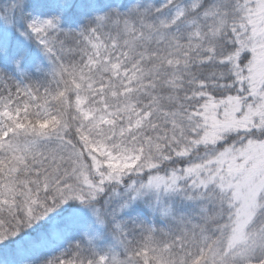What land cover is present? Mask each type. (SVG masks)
<instances>
[{
    "label": "snow or ice",
    "instance_id": "obj_1",
    "mask_svg": "<svg viewBox=\"0 0 264 264\" xmlns=\"http://www.w3.org/2000/svg\"><path fill=\"white\" fill-rule=\"evenodd\" d=\"M104 7L0 0V264H264V0Z\"/></svg>",
    "mask_w": 264,
    "mask_h": 264
},
{
    "label": "trees",
    "instance_id": "obj_2",
    "mask_svg": "<svg viewBox=\"0 0 264 264\" xmlns=\"http://www.w3.org/2000/svg\"><path fill=\"white\" fill-rule=\"evenodd\" d=\"M103 4L105 5L104 8L101 9V11H106L108 6L112 7H120L121 10H125V8L133 2V0H102ZM158 2V0H157ZM84 21L81 20L80 23H83ZM76 25L73 24V27ZM154 199V197H152ZM171 202L173 203L174 207H176L179 211L181 212H186V213H194L198 209L196 208V202L193 201H188L184 199L182 196H175L169 198ZM141 208H144L145 211L147 209L143 204L140 205ZM156 222L159 223L161 222L162 218L161 217H156Z\"/></svg>",
    "mask_w": 264,
    "mask_h": 264
}]
</instances>
